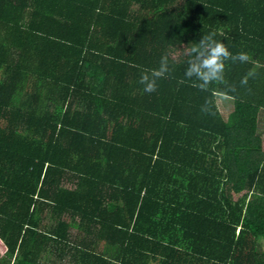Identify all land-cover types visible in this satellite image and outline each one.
<instances>
[{
  "label": "trees",
  "instance_id": "16d2710c",
  "mask_svg": "<svg viewBox=\"0 0 264 264\" xmlns=\"http://www.w3.org/2000/svg\"><path fill=\"white\" fill-rule=\"evenodd\" d=\"M262 119L264 0H0V264H264Z\"/></svg>",
  "mask_w": 264,
  "mask_h": 264
},
{
  "label": "clouds",
  "instance_id": "9594fccd",
  "mask_svg": "<svg viewBox=\"0 0 264 264\" xmlns=\"http://www.w3.org/2000/svg\"><path fill=\"white\" fill-rule=\"evenodd\" d=\"M216 32H210L203 35L198 43L193 44L188 54L191 57L187 60V67L184 70V76L188 80L195 78L199 83L195 86L201 91H206L212 83H225L224 71L225 62L245 63L250 60V57L245 52H240L233 55L225 43L215 39ZM170 72L169 57L164 54L160 58L159 67L151 70L141 69L139 83L143 85V91L153 93L157 91V81L166 78ZM210 101L205 102L201 111L206 114L210 113Z\"/></svg>",
  "mask_w": 264,
  "mask_h": 264
},
{
  "label": "rangeland",
  "instance_id": "374dc122",
  "mask_svg": "<svg viewBox=\"0 0 264 264\" xmlns=\"http://www.w3.org/2000/svg\"><path fill=\"white\" fill-rule=\"evenodd\" d=\"M217 100L219 101L218 106L220 107L223 115L227 117L233 109V100L225 96H219ZM261 127L264 130V119H262Z\"/></svg>",
  "mask_w": 264,
  "mask_h": 264
},
{
  "label": "crops",
  "instance_id": "0c3cea01",
  "mask_svg": "<svg viewBox=\"0 0 264 264\" xmlns=\"http://www.w3.org/2000/svg\"><path fill=\"white\" fill-rule=\"evenodd\" d=\"M226 97V96H225ZM218 101V100H217ZM218 104H219V101H218ZM219 109H220V107H219ZM220 111H221V109H220ZM222 112V111H221ZM231 112V111H230ZM223 114V113H222ZM225 117V116H224Z\"/></svg>",
  "mask_w": 264,
  "mask_h": 264
}]
</instances>
